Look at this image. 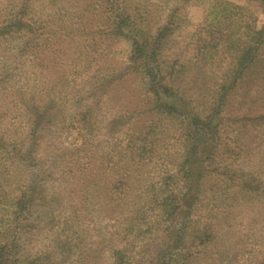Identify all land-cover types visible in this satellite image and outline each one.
Listing matches in <instances>:
<instances>
[{
	"label": "rangeland",
	"instance_id": "1",
	"mask_svg": "<svg viewBox=\"0 0 264 264\" xmlns=\"http://www.w3.org/2000/svg\"><path fill=\"white\" fill-rule=\"evenodd\" d=\"M163 28L135 65L133 42ZM263 28L261 0H0L8 264H264V45L240 76L227 48ZM206 120L190 178L185 128Z\"/></svg>",
	"mask_w": 264,
	"mask_h": 264
},
{
	"label": "trees",
	"instance_id": "2",
	"mask_svg": "<svg viewBox=\"0 0 264 264\" xmlns=\"http://www.w3.org/2000/svg\"><path fill=\"white\" fill-rule=\"evenodd\" d=\"M263 5H264V0H261ZM228 13V12H227ZM217 15L215 17V19H217ZM126 19H121V22H119L115 28L116 30V35L117 36H124V37H131L130 35H133V31L129 30L126 27ZM216 23H219V20H216ZM30 27V26H29ZM28 25L26 23H15L13 25H10L8 29H12L15 31H23L24 33H29L31 31V28H29ZM227 28H231V27H227ZM167 34V30L166 28L161 29L158 33L156 38L154 39V41L151 44H148L147 42H145L144 45L138 44L137 42H133L132 44V48H133V54L131 56V60L134 61V64H138L140 62L143 63V66L146 65V67L149 64V61L151 62L152 58L154 57L157 49H158V44L160 43V41L166 37ZM227 40L230 41L229 42V46L227 47L228 49H233L235 52H239L237 59H236V65L238 66L239 69V76L242 75L243 73H245L247 71V69L250 67V65L252 63L255 62L256 58H255V47H253L254 45L262 46L264 45V28L257 31V32H253L250 41L248 42L245 47L243 49H239L236 48V41L234 37L232 35L227 36ZM251 43L253 46H251ZM213 45V46H212ZM210 44L208 46L209 49H214L217 48V44ZM150 47V48H148ZM148 48V49H147ZM204 49V48H203ZM150 50V51H148ZM199 51H201V49H199ZM206 58V56H205ZM146 59V60H145ZM144 60V61H143ZM140 61V62H139ZM148 77L149 80H155L157 82H159L160 84H165L167 78L161 77L159 78L158 76H156V74H154L152 69H148ZM156 82V83H157ZM150 93H152L155 97H156V101H159L158 98V88L157 86L152 85L150 87ZM164 93H169V95L171 96L172 90L171 88H169V86H165L164 88ZM160 102H158V105L156 106L157 109H162L165 110L169 113H173L176 112V108H174L173 106H168V105H164V104H159ZM178 112V111H177ZM194 117H192L193 119ZM191 119V120H192ZM208 123H210L208 120L202 122L201 127L199 130H194L192 131V126L191 124L189 126H186L185 130L189 131L187 132V151H186V157H185V161L183 166L185 167V175L189 176L190 178L193 177L194 172H193V168L195 167V165L198 164V162H200L199 160V151H200V146L203 143V141L209 137L211 135V131H212V127L208 125ZM199 179V177H198ZM192 189V187H191ZM189 192V190H188ZM191 193V192H189ZM190 195V194H188ZM187 197V195H186ZM185 198V196H184ZM184 198L180 199L177 201V203L175 201H171L169 204H164V214H166V218L169 220H173L175 217L179 216L181 214L180 209L181 207L184 205L183 202ZM11 244H7L5 246L0 247V264H8V259L10 256V248H11Z\"/></svg>",
	"mask_w": 264,
	"mask_h": 264
}]
</instances>
